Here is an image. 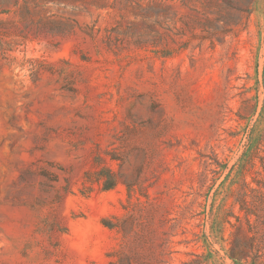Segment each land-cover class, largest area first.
<instances>
[{
  "label": "rangeland",
  "instance_id": "374dc122",
  "mask_svg": "<svg viewBox=\"0 0 264 264\" xmlns=\"http://www.w3.org/2000/svg\"><path fill=\"white\" fill-rule=\"evenodd\" d=\"M111 263L264 264V0H0V264Z\"/></svg>",
  "mask_w": 264,
  "mask_h": 264
},
{
  "label": "trees",
  "instance_id": "16d2710c",
  "mask_svg": "<svg viewBox=\"0 0 264 264\" xmlns=\"http://www.w3.org/2000/svg\"><path fill=\"white\" fill-rule=\"evenodd\" d=\"M108 173H109L108 174V177H109L108 178V185H107V187L105 189L110 190V189H112V188H114L116 186V180H115V175H114L113 172L110 171ZM103 224H104L105 227H107L109 229H117L118 228L117 225L113 224L112 221L108 220V219H105L103 221ZM111 264H114V263H111Z\"/></svg>",
  "mask_w": 264,
  "mask_h": 264
}]
</instances>
